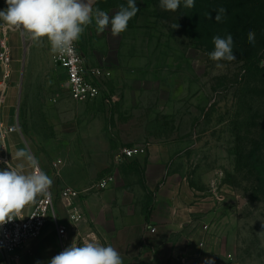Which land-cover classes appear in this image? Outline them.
Returning a JSON list of instances; mask_svg holds the SVG:
<instances>
[{"label": "rangeland", "instance_id": "rangeland-1", "mask_svg": "<svg viewBox=\"0 0 264 264\" xmlns=\"http://www.w3.org/2000/svg\"><path fill=\"white\" fill-rule=\"evenodd\" d=\"M120 5L127 0H98L94 7L111 16ZM159 5L136 0L138 13L115 37L110 26L86 28L81 53L113 76L110 95L84 103L67 91L47 39L37 44L9 28L13 74L0 89L3 111L8 95L29 152L51 170L58 163L70 180L101 178L124 147L157 149L162 181L177 179L193 193L197 264H264V184L236 157L264 123V0H194L192 8L181 0L174 12ZM6 7L0 0V10ZM229 34L236 59L212 61L213 36ZM147 161L148 153L126 160L117 175L142 183Z\"/></svg>", "mask_w": 264, "mask_h": 264}, {"label": "crops", "instance_id": "crops-1", "mask_svg": "<svg viewBox=\"0 0 264 264\" xmlns=\"http://www.w3.org/2000/svg\"><path fill=\"white\" fill-rule=\"evenodd\" d=\"M1 75L0 65V79ZM1 101L7 105L3 111L0 102L3 129L17 127V130L0 132V170L6 169L8 163L18 170L23 165V171L29 173L32 168L27 161L15 159L18 150H29L17 121L10 115L12 99L7 95ZM39 166L53 180L50 190L56 195L57 218L53 214L50 216L43 235L32 241L14 264H49L63 251L57 225L67 223V216L59 198L60 189L70 186L82 190L99 179L91 180L93 174H90L86 175V180H70L67 171L60 169L58 176L54 166L52 170L42 163ZM162 180V157L157 149L150 148L144 182L134 179L126 184L117 175L112 188L82 193L76 203L83 213V235L95 237L101 244L112 245L120 252L123 264H197L200 252L194 235H191L192 213L188 204L193 193L177 179ZM42 196L38 195L36 201ZM35 203L27 205L25 212L30 213ZM0 264L4 263L0 260Z\"/></svg>", "mask_w": 264, "mask_h": 264}, {"label": "clouds", "instance_id": "clouds-1", "mask_svg": "<svg viewBox=\"0 0 264 264\" xmlns=\"http://www.w3.org/2000/svg\"><path fill=\"white\" fill-rule=\"evenodd\" d=\"M7 7L0 10V28L16 30L25 39L40 44L47 39L53 53L61 56L74 52L77 42L86 28L93 22L98 32L109 26L115 37L127 30L129 21L138 13L136 0H127V6L120 5L114 15L94 7L96 0H5ZM181 0H160V7L165 11H176ZM194 0H184L185 8H192ZM219 8L215 20L220 22L225 13ZM177 25H173L176 28ZM214 50L208 53L212 61H234L233 37L213 36ZM249 43L255 42V33H248ZM217 63V67H222ZM15 159L26 160L32 171L25 173L23 165L12 168L7 163L0 170V225L14 219H22V210L36 202L38 195H50L53 184L43 170L39 161L27 150L20 149ZM49 264H123L120 252L112 245H104L95 237L86 240L82 245L72 244L55 255ZM214 264V261H206Z\"/></svg>", "mask_w": 264, "mask_h": 264}, {"label": "built area", "instance_id": "built-area-1", "mask_svg": "<svg viewBox=\"0 0 264 264\" xmlns=\"http://www.w3.org/2000/svg\"><path fill=\"white\" fill-rule=\"evenodd\" d=\"M9 28H3L0 39V62L3 68V76L0 80V89L7 88L13 71L11 68V46L9 44ZM80 40V39H79ZM79 40L74 43L72 54H55L54 62L66 73L65 87L75 100H88L96 97L110 95L109 84L112 80V71L107 67L89 62L81 53ZM116 99L115 95L111 96ZM4 124L0 122V132H3ZM15 131L17 127L6 129ZM148 153L147 144H138L120 149L115 156V167L98 180L92 182L85 189H74L64 186L60 189L59 198L62 201L67 223L57 225V233L61 240L62 248L65 250L72 244L79 246L86 240L91 239L90 235H83L81 224L84 220L83 213L76 203V199L82 194L90 191H104L113 187L117 177V166L122 162L137 157H142ZM4 160H7L4 156ZM41 169V167L39 166ZM56 174L60 175L59 164H54ZM42 170V169H41ZM43 195L39 198L30 213L22 210V219L17 218L11 222L0 225V260L4 264H14L22 252L26 251L30 243L40 238L48 224L50 216L55 213L54 202L56 195Z\"/></svg>", "mask_w": 264, "mask_h": 264}, {"label": "trees", "instance_id": "trees-1", "mask_svg": "<svg viewBox=\"0 0 264 264\" xmlns=\"http://www.w3.org/2000/svg\"><path fill=\"white\" fill-rule=\"evenodd\" d=\"M262 71L264 73V66ZM236 157L238 164L243 162L245 164L243 166L264 184V123L260 125V130L254 135L250 147L242 149L238 155L236 154Z\"/></svg>", "mask_w": 264, "mask_h": 264}, {"label": "water", "instance_id": "water-1", "mask_svg": "<svg viewBox=\"0 0 264 264\" xmlns=\"http://www.w3.org/2000/svg\"><path fill=\"white\" fill-rule=\"evenodd\" d=\"M98 0H96V2H97ZM96 4V3H95Z\"/></svg>", "mask_w": 264, "mask_h": 264}]
</instances>
